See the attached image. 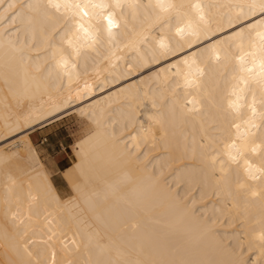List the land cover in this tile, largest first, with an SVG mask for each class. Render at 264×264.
<instances>
[{"label": "bare ground", "instance_id": "1", "mask_svg": "<svg viewBox=\"0 0 264 264\" xmlns=\"http://www.w3.org/2000/svg\"><path fill=\"white\" fill-rule=\"evenodd\" d=\"M167 2L0 0V264H264L261 0ZM70 115L63 192L30 132Z\"/></svg>", "mask_w": 264, "mask_h": 264}, {"label": "rangeland", "instance_id": "2", "mask_svg": "<svg viewBox=\"0 0 264 264\" xmlns=\"http://www.w3.org/2000/svg\"><path fill=\"white\" fill-rule=\"evenodd\" d=\"M81 125L78 118L76 120L75 116L70 115L30 132L32 144L38 151L41 161L47 170L52 172L50 174L53 182L63 192L65 191V183L62 179V171L70 165L68 156L71 145L83 135L81 132L83 125Z\"/></svg>", "mask_w": 264, "mask_h": 264}, {"label": "snow or ice", "instance_id": "3", "mask_svg": "<svg viewBox=\"0 0 264 264\" xmlns=\"http://www.w3.org/2000/svg\"><path fill=\"white\" fill-rule=\"evenodd\" d=\"M91 6L92 8H105L108 7L107 5H104L103 3L100 4H84L81 5L79 3L76 4H72L71 0H46V5L45 7L49 10H54L55 13L59 14L62 12V10H64V12H67L69 10L75 9L78 13H82L84 16L89 15L87 9L88 7ZM117 7L120 6L119 0H116V5ZM155 7L159 8L162 12H166L169 11L173 5L168 3L167 0H156V5ZM193 8H199L200 5L198 4H194L192 5ZM252 8H259V11L261 13H264V0H261V2L259 3V5H252ZM101 15L104 16V19L106 20L107 23V31L109 33V35L112 34V29L117 27L116 22L113 18L112 13L108 12V13H101ZM201 20L204 19L203 16L200 17ZM261 24H264V20L261 21ZM177 33L180 35H183L184 33V29L183 28H178L177 29ZM260 39H261V46L259 49V70L258 73L255 71V59L257 58V54L256 53H252L253 57H254V61H253V67L249 68L246 65L245 70L250 74V77H254L255 75L259 76V81L258 83L264 84V32L259 33ZM71 43V42H69ZM161 46L163 47V42L161 43ZM78 54V53H77ZM218 58V57H217ZM64 63L66 64L67 61H64ZM243 82L245 84L248 83V79L242 78ZM262 104H264V100L261 101ZM230 107H236L238 108L239 105L238 104H232L230 103ZM251 110L253 113V116L256 115V108H255V97H253V105L251 106ZM256 149L253 148V152H255ZM232 159H236V157H231ZM251 168L252 165L249 163L248 165V169L247 171L249 172V177L251 179H259L258 176H256L255 174L251 173ZM258 171L260 172L261 176H264V166H261ZM15 183V180H13V184ZM45 183H46V177H45ZM253 195H255V193H253ZM29 199L33 200V201H38L39 200V193H37L36 195H33L31 192L29 193ZM13 219H15V214L13 215ZM23 219H21V223H23ZM261 241H264V233H261L260 236ZM262 247H264V244H262ZM23 251L26 255H31V250L28 248L27 246V242H24L23 244ZM20 264H25V262L21 261Z\"/></svg>", "mask_w": 264, "mask_h": 264}]
</instances>
